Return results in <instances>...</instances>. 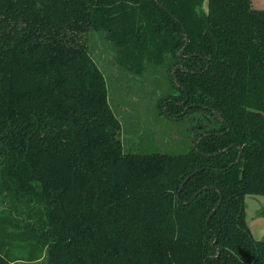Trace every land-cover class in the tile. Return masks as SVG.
<instances>
[{
  "label": "trees",
  "instance_id": "1",
  "mask_svg": "<svg viewBox=\"0 0 264 264\" xmlns=\"http://www.w3.org/2000/svg\"><path fill=\"white\" fill-rule=\"evenodd\" d=\"M209 1L0 0V264H264V8ZM94 30L117 73L165 72L188 149L124 146Z\"/></svg>",
  "mask_w": 264,
  "mask_h": 264
},
{
  "label": "rangeland",
  "instance_id": "2",
  "mask_svg": "<svg viewBox=\"0 0 264 264\" xmlns=\"http://www.w3.org/2000/svg\"><path fill=\"white\" fill-rule=\"evenodd\" d=\"M264 0H256V7L264 8ZM254 5V0H253ZM91 54L100 65L107 80L109 101L122 123V140L129 149L153 152H181L188 149L187 118H170L160 112V99L173 87L161 68L149 66L143 76L117 73L112 63L114 46L102 31L89 33ZM155 132L151 144L149 135ZM159 151V150H158ZM255 202L254 195L246 199L247 219L253 236L264 240V196ZM15 264H45V261Z\"/></svg>",
  "mask_w": 264,
  "mask_h": 264
},
{
  "label": "water",
  "instance_id": "3",
  "mask_svg": "<svg viewBox=\"0 0 264 264\" xmlns=\"http://www.w3.org/2000/svg\"><path fill=\"white\" fill-rule=\"evenodd\" d=\"M209 2H210L209 0H205V2H204V8H205V10H206L207 12H209V10H210ZM186 36H187L186 44H185V46H184V47L181 49V51H180V55H181V56H184V52H185L186 47H187V45H188V43H189V37H188V34H187ZM180 68L183 69L182 66H180ZM175 71H176V70H175ZM175 78H176V81H177V83H178V79H177V77H175ZM178 84H180V83H178ZM181 104L183 105V104H185V102H182ZM189 107H190V106H187V107H186V110L184 111V113L189 109ZM201 139H202V138L199 139L198 145H199ZM230 147H232V145L229 146L228 148H226V149L223 150V151H226V150L229 149ZM219 153H220V152H219ZM205 155H207V156H213V155H215V153L205 154ZM197 171H198V170H195L192 174H190V175L184 180L182 186H183L184 183H186L187 180H188L193 174H195ZM208 188H209V187L206 186V187L200 189V190L194 195V197H193L192 199H195V198H196V197H197V196H198V195H199L204 189H208ZM188 203H189V202H188ZM215 210H216V209H214L213 211H215ZM216 240H217V238H216ZM216 240H215V241H216ZM214 243H215V242H214ZM214 243H213V245H214ZM217 251H218V254H217L216 256H214V257H219V255H220V253H221V250H220V249H217Z\"/></svg>",
  "mask_w": 264,
  "mask_h": 264
},
{
  "label": "flooded vegetation",
  "instance_id": "4",
  "mask_svg": "<svg viewBox=\"0 0 264 264\" xmlns=\"http://www.w3.org/2000/svg\"><path fill=\"white\" fill-rule=\"evenodd\" d=\"M187 123H189V120L187 121ZM191 126L193 127L192 124H189V125H188V129L191 128Z\"/></svg>",
  "mask_w": 264,
  "mask_h": 264
},
{
  "label": "crops",
  "instance_id": "5",
  "mask_svg": "<svg viewBox=\"0 0 264 264\" xmlns=\"http://www.w3.org/2000/svg\"><path fill=\"white\" fill-rule=\"evenodd\" d=\"M256 1V0H255ZM263 3H264V1H263Z\"/></svg>",
  "mask_w": 264,
  "mask_h": 264
}]
</instances>
